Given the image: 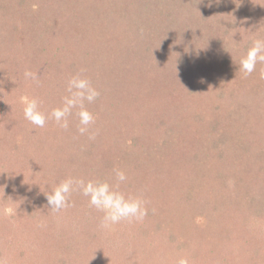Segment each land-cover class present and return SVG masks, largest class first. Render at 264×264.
Returning a JSON list of instances; mask_svg holds the SVG:
<instances>
[{"label":"rangeland","instance_id":"374dc122","mask_svg":"<svg viewBox=\"0 0 264 264\" xmlns=\"http://www.w3.org/2000/svg\"><path fill=\"white\" fill-rule=\"evenodd\" d=\"M254 39L264 0H0V258L264 264V64L238 71ZM77 73L100 93L88 133L78 109L67 129L24 118L21 97L48 114ZM114 168L142 221L105 230L80 191L47 205L62 180L115 183Z\"/></svg>","mask_w":264,"mask_h":264},{"label":"clouds","instance_id":"9594fccd","mask_svg":"<svg viewBox=\"0 0 264 264\" xmlns=\"http://www.w3.org/2000/svg\"><path fill=\"white\" fill-rule=\"evenodd\" d=\"M258 63L264 64V39H254L245 56L239 61L238 71L245 75L252 74ZM25 79L38 81L36 73L25 71ZM260 78L264 79V69L260 71ZM66 95L63 96L61 105L55 107L50 113L41 111L40 101L37 98L21 97L24 105V118L38 128H43L49 119H54L56 124L67 129L69 117L74 109H78L76 115L79 117L78 131L81 135L88 133L89 127L94 123L93 114L86 108L85 103L92 104L100 93L92 84L90 79L82 73L73 75L67 81ZM94 139V136H90ZM115 183L108 180H87L67 178L55 185L51 192L44 193L47 205L53 212H59L70 206V197L74 191H80L88 198L89 205L103 213L101 227L111 230L114 225L122 221H142L148 215L146 202L140 195L125 193L120 190V185L127 181L128 177L124 170L113 169ZM0 264L7 262L0 258ZM176 264H190L186 256L177 259Z\"/></svg>","mask_w":264,"mask_h":264},{"label":"trees","instance_id":"16d2710c","mask_svg":"<svg viewBox=\"0 0 264 264\" xmlns=\"http://www.w3.org/2000/svg\"><path fill=\"white\" fill-rule=\"evenodd\" d=\"M111 42H113L114 43V41H112L111 40ZM109 44V43H108ZM108 44H106V42H104V45H108ZM110 44H112V43H110ZM153 63H155V62H153ZM153 63H148L149 64V67H151L152 68V65L151 64H153ZM159 63V62H158ZM158 63H155L154 64V66L153 67H159L160 65H157ZM163 63V62H162ZM163 65H165V66H163V67H160V69H158L160 72H162L164 69H165V67L167 66V64L165 63V64H163ZM154 71V70H153ZM165 71V70H164ZM123 237V236H122ZM81 238V237H80ZM88 241V240H87ZM89 242V241H88ZM87 242V244H88V246H90L91 247V244H92V240H90V242L88 243ZM91 243V244H90ZM76 244V243H75ZM76 247V245H74V247H72V248H75ZM92 248V247H91ZM60 250H57V253L58 254H60V252H59ZM61 257H62V259L61 258H59V255L57 256V258H56V260L54 259L53 260V264H67L68 263V258L66 259V258H64V256H62V255H60ZM70 258V257H69ZM74 259H72V261H73Z\"/></svg>","mask_w":264,"mask_h":264}]
</instances>
